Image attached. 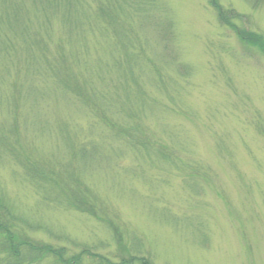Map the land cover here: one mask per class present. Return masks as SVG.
<instances>
[{"label":"rangeland","instance_id":"obj_1","mask_svg":"<svg viewBox=\"0 0 264 264\" xmlns=\"http://www.w3.org/2000/svg\"><path fill=\"white\" fill-rule=\"evenodd\" d=\"M47 1L0 0L5 222L71 264H264V0Z\"/></svg>","mask_w":264,"mask_h":264},{"label":"trees","instance_id":"obj_2","mask_svg":"<svg viewBox=\"0 0 264 264\" xmlns=\"http://www.w3.org/2000/svg\"><path fill=\"white\" fill-rule=\"evenodd\" d=\"M65 1L68 3H64L66 4L64 6L65 11L61 15V18L63 19L64 23H65L64 18H67V17L70 18L74 22V18L70 17L69 14L65 16V13L69 11L68 9L70 8V6H71V10L73 11V10H77L78 8H80V6L84 7L86 5L88 7L89 5V4H86L87 0H65ZM94 1L98 2L96 4H99L101 2V0H94ZM105 1L106 0H102L103 3H105ZM48 2H49V5L53 6L52 1L50 2L49 0L47 1V3ZM217 7L219 8V6ZM99 13H100L101 18H107L110 14L106 12V9H104L102 5L100 4H99V8L97 9L98 16H99ZM111 14H113V12ZM47 16H48L47 17L48 19L49 17H51V15H48V14ZM26 167L28 169V173L29 172L31 174L32 172L35 174L39 173L38 168L40 166H26ZM54 173L57 175L56 172ZM57 177H58L57 181L59 180L60 183H62L63 181L61 180V178H59L60 176H57ZM81 186L80 187L78 186L77 188H75L74 186H71L70 184L68 185L66 184L63 186V190H64V193L68 197H70L71 195L74 196L73 199H74V202L76 203L75 206H77V208L81 209L82 207L83 208L87 207L88 210L87 209L86 210L91 215L98 217V214H99L98 210L100 209L99 203L91 201V199L89 200V202H87L88 201L86 197L87 195H85ZM88 254L92 256V260L98 258L96 260L97 264H117L111 261L110 259H108V257L105 255L93 254V253L87 252V255ZM1 255H3L5 258L17 260L18 263H14V264H28L29 261L41 262L48 256H55L56 260L61 263L69 262L71 264L73 261H76L75 257L67 259L65 257L63 249L54 248L52 246L45 245V244H39L33 240L28 239L27 237L23 239V237L20 236L18 232H16L14 227H12L11 225L5 222L4 216L1 215L0 213V256ZM137 262L141 263L142 261H137ZM122 264H135V258H131V257L127 259L124 258ZM145 264H149V263H145Z\"/></svg>","mask_w":264,"mask_h":264}]
</instances>
